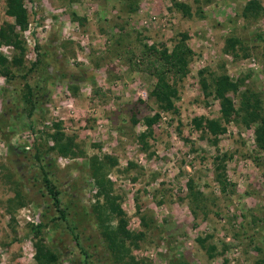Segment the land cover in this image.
Listing matches in <instances>:
<instances>
[{"label": "rangeland", "instance_id": "374dc122", "mask_svg": "<svg viewBox=\"0 0 264 264\" xmlns=\"http://www.w3.org/2000/svg\"><path fill=\"white\" fill-rule=\"evenodd\" d=\"M247 1H24L21 50L0 45L8 59L22 58L13 77L0 74V264H35L37 223L57 264H264V148L254 124L236 117L212 136L192 122L219 117L201 69L207 83L222 73L239 81L235 107L251 93L264 111V0L261 12L244 16ZM5 9L0 0V26L12 22ZM181 32L193 55L175 83V111L161 110L148 95L153 78L133 61L145 44L169 48ZM227 37L238 39L233 52L223 50ZM157 111L147 131L144 118ZM55 131L68 144L64 154ZM92 160L128 238L105 233L117 215L99 193ZM112 241L120 244L111 250Z\"/></svg>", "mask_w": 264, "mask_h": 264}, {"label": "trees", "instance_id": "16d2710c", "mask_svg": "<svg viewBox=\"0 0 264 264\" xmlns=\"http://www.w3.org/2000/svg\"><path fill=\"white\" fill-rule=\"evenodd\" d=\"M25 0H6L5 12L12 18V22H6L0 26V45H10L13 49L21 50L22 41L19 36V31L24 29L28 21V13L24 4ZM183 13L188 14V6L179 2L174 5ZM262 11V7L257 0H248L242 9V14L246 16L247 13L257 14ZM186 33L181 32L178 37L173 41L168 48L164 44L151 43L145 44L140 52V56L133 63L141 65V69L153 78L152 89L148 95L153 97L156 104L161 110L175 111L173 98L176 97L177 89L175 83L180 80L187 72L188 64L193 55L192 49L187 44ZM264 39V38H263ZM238 44V39L235 37H227L224 40L223 50L226 52L234 51L235 46ZM22 62L21 54H12L8 59L0 51V74L6 79L13 77L12 67H18ZM33 64V63H32ZM200 74L201 86L206 96H212L218 101V119H205L203 117H193L192 122L197 128H203L208 134L216 136L225 130V124L232 119L239 117L244 125L254 124V140L258 148H264V111L262 109L261 101L254 94H243L239 99L237 107L234 106L230 93H234L238 87V80L232 81L225 73L212 77L209 83L201 77L203 69L198 71ZM24 97L29 98L31 102V88L25 83ZM208 88V90H207ZM159 118V112H155L150 116L144 118V125L147 131L154 122ZM51 138L55 146L57 145L59 152L64 154L67 151L68 144L61 143L58 138V132L51 134ZM70 143V141H68ZM92 176L99 186V193L104 196L106 203H109L111 209L117 215V223L114 229L107 230L105 233H112L114 238L119 236L122 238L130 237L129 231L125 229V221L121 216V211L118 205L114 204L110 196L104 187V177L98 175V169L100 165L92 160L91 162ZM216 180L221 190H224L225 180L216 174ZM42 180L46 192L48 193L55 210L59 213V216L64 218V209L61 207L60 199L58 197V191L55 189L50 177H48L46 171L42 174ZM107 181V180H106ZM190 187V182L188 183ZM41 223L31 225V231L34 236H37L38 240L34 242V254L33 258L35 264H57V257L54 252L45 247L39 236ZM112 237V236H111ZM110 237V238H111ZM114 244V245H113ZM120 243L112 241L109 249H113L114 246ZM213 248V247H211Z\"/></svg>", "mask_w": 264, "mask_h": 264}]
</instances>
